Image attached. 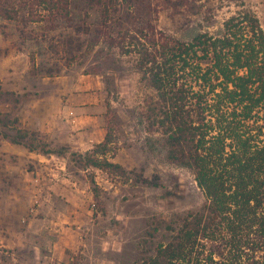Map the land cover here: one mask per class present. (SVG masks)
<instances>
[{"label": "trees", "instance_id": "16d2710c", "mask_svg": "<svg viewBox=\"0 0 264 264\" xmlns=\"http://www.w3.org/2000/svg\"><path fill=\"white\" fill-rule=\"evenodd\" d=\"M203 2L0 0L3 20L44 24L49 32L68 29L86 37V50L103 44L132 59L142 91L136 125L157 134L165 161L192 176L201 203L151 216L133 264H264V32L243 5L216 34L182 41L157 27L164 9L195 16ZM10 124L15 134L1 135L11 144L43 155L69 152L34 145L38 131L21 128L16 116ZM110 143L106 131L91 156H82L84 165L126 173L103 157Z\"/></svg>", "mask_w": 264, "mask_h": 264}, {"label": "rangeland", "instance_id": "374dc122", "mask_svg": "<svg viewBox=\"0 0 264 264\" xmlns=\"http://www.w3.org/2000/svg\"><path fill=\"white\" fill-rule=\"evenodd\" d=\"M241 5L255 13L264 32V0H204L201 12L195 16L164 9L157 27L182 41L204 31L216 34L223 21ZM86 46V37L73 35L68 29L49 32L44 24L24 25L0 18V78L14 82L16 87L15 91L2 88L0 79V114L10 113L6 118L0 115V140H5L2 133L15 134L9 121L19 118L28 97L45 86L42 78H67L76 93L86 90L88 102L92 101L90 107L82 110L81 116L86 115V119L65 126L59 122L54 128V132H84L70 143L83 148L69 150L80 154V158L70 157L69 152L52 158L63 167L54 175L68 181L51 189L22 181L21 168L29 171L34 167L27 159L21 160V166L12 155L0 153V218L4 212L24 215L28 214L26 209H33V224L40 228L50 223L53 211L60 210L64 213L60 216L61 230L67 227L61 233L65 237L62 241H67L70 249L63 254L64 263L59 264H133L139 255V236L151 216L194 209L201 203V194L187 170L165 161L160 137L143 132L136 125L133 116L142 91L133 60L103 44L92 50H86ZM12 70L14 79L8 73ZM21 87L26 91L19 92ZM106 131L111 133L112 143L103 157L126 173L84 165L82 156H91ZM65 138L64 133L58 143L38 133L31 140L34 145L45 143L59 151L60 146L66 147ZM85 142L86 147L79 145ZM141 176L157 185L141 183ZM46 191L53 192L54 198L42 199ZM34 194L40 195L39 201H30ZM16 195H24L27 200L15 202L11 196ZM56 260L54 264L58 263ZM0 264L25 263L9 261L8 254L0 249Z\"/></svg>", "mask_w": 264, "mask_h": 264}, {"label": "crops", "instance_id": "0c3cea01", "mask_svg": "<svg viewBox=\"0 0 264 264\" xmlns=\"http://www.w3.org/2000/svg\"><path fill=\"white\" fill-rule=\"evenodd\" d=\"M8 73L10 79H14L15 71L12 70ZM0 79L2 81V88L9 91L16 90L14 82H7L2 77ZM43 80L46 81L44 82L45 86L30 95L25 105L20 109L19 122L24 129L38 131V133L48 136L49 139H55L57 142L65 133L66 147L70 151H80L83 148L75 147L70 143L76 142V137H80L84 132H54V128L59 122L65 126V124L68 125L81 121L82 118L86 119V115L81 116L83 114L82 110L90 107L92 101L88 102L86 90L76 93L74 86L67 78L47 77L42 78ZM25 91L24 87H21L19 90V92ZM5 108H7V104ZM79 145L86 147V142ZM0 153H4L6 156L12 155L20 163H22V159H27V162L34 167L29 171L21 168L20 171L24 172V174L22 173V181H29L35 185L40 184L46 189L58 186L59 183L65 180L68 181L64 177L54 175L56 171L59 172L63 169L61 163L58 164L52 160L56 156L55 154L43 155L30 152L22 145L11 144L6 140H0ZM21 166H23V163ZM19 174L21 175V173ZM63 189L65 190V188H62V191ZM53 195H55L53 192L51 194V192L46 191L42 199L45 200L46 196L47 198H54ZM11 197L13 201H18L19 203L27 200L24 195ZM40 198V195L34 194L31 196L30 201H39ZM35 211L33 209L30 211L26 209V213L28 214L23 215L22 212L14 216H10L4 212L0 218V249H3L5 254H8L9 261L18 263L54 264V259H57V264L60 262L64 263L66 258H64L63 254L66 249H70L68 242L62 241L65 237L61 233H65L67 230V227H65L64 231L61 230L62 220L60 216L64 213L60 210L53 211L52 215L49 216L51 218L48 220L50 223L39 228L37 224H33L35 222ZM45 216H48V214ZM59 243L63 244L60 245Z\"/></svg>", "mask_w": 264, "mask_h": 264}]
</instances>
